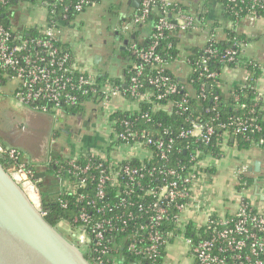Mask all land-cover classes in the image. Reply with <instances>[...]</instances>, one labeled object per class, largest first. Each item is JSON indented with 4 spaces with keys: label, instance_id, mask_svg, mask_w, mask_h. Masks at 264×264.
I'll return each instance as SVG.
<instances>
[{
    "label": "built area",
    "instance_id": "1",
    "mask_svg": "<svg viewBox=\"0 0 264 264\" xmlns=\"http://www.w3.org/2000/svg\"><path fill=\"white\" fill-rule=\"evenodd\" d=\"M14 1H18V6L13 4ZM229 1L242 10L244 4L248 13L264 9V0ZM90 3L91 0H75L73 4L72 0H43L42 7L33 8L43 11V20L31 25L43 28L40 37L22 36L21 31L30 29L22 24L14 28L0 22V83L3 78L8 79V84L12 83V96L33 111L45 114L54 111L53 116L61 113V109H71L85 101L96 100L106 104L114 96L129 97L138 103L149 102L150 94L142 92V77L146 66L152 63L157 66V74L148 83L159 91L154 95L155 99L162 100L176 92V84L164 73L165 60L155 51L156 40L166 31H203L205 23L202 25L200 17L181 10L174 0H141L124 29L145 23L152 6H157L159 11L153 25L155 32L151 35L154 41L147 48L130 45L137 64L127 85L122 88L111 83L99 84L95 77L79 72L72 65L69 52H62L56 45L58 30L54 28L56 23L52 19L60 17L65 21L71 12L80 13ZM18 8L25 10L26 6L20 0H0V16L10 15ZM57 8H61L60 14ZM251 18L259 19L264 26V16L251 15ZM9 21L13 22V19L10 17ZM237 22L230 23L228 29ZM214 39V33L206 37L207 46L203 50L206 57L202 59L200 70L210 80L215 79L216 73L208 70L206 61L217 57L218 61L229 62L237 53L230 48L221 54L211 49ZM234 45L243 49L244 43L234 42ZM203 90L202 85L199 90L201 97H204ZM185 102L183 98L176 106L186 111ZM117 110L112 109L108 114L109 132L105 136L107 144H121L114 151L116 157L89 149L80 151L87 154L81 161V154L63 150L61 154L68 159L62 161L53 158L49 150L41 162L44 167H53L56 204L62 210L67 209L72 201L83 203L72 217L71 224L66 223L65 232L76 247H82L83 250L79 249L84 255L85 249L97 253L91 259L85 256L86 259L91 264H171L167 245L172 240L181 239L192 256L191 264H264V214L254 212L249 202L241 201L233 215L216 217L208 211L202 220H195L194 215L201 210L197 187L204 174L200 152L190 155L191 164L187 173L182 175L184 166L171 164L174 141L169 137L170 131L165 128L154 137L148 130L137 129L140 122H152L148 112L138 109L136 115L130 114L128 118L110 119ZM230 120L235 135L246 137L249 131L262 130L252 120L241 117ZM214 134L212 125L191 121L177 137L207 144ZM263 142L261 138L258 144ZM53 143L51 140L50 146ZM0 158L16 183L29 182L25 192L28 194L30 190L29 193L36 198L35 205L46 216L38 190L41 180L35 177L40 172L32 169L33 161L20 148L2 143ZM131 160L138 162L131 165ZM190 223L193 226L188 234L187 225ZM74 228L78 233H74ZM118 236L122 237V243L111 245ZM117 248L125 253L119 257H107L109 251Z\"/></svg>",
    "mask_w": 264,
    "mask_h": 264
},
{
    "label": "trees",
    "instance_id": "2",
    "mask_svg": "<svg viewBox=\"0 0 264 264\" xmlns=\"http://www.w3.org/2000/svg\"><path fill=\"white\" fill-rule=\"evenodd\" d=\"M43 0H20L21 3H24L26 9H32L35 6L42 7ZM214 4H217L223 14V19L228 23L240 22L242 18L253 16H264V9H258L255 13H248L244 8L245 5L242 4V9H239V6H234L229 0H208ZM75 0H72V4ZM96 3V0H91V3L87 6H92ZM14 5L18 6V1L13 2ZM86 7V8H87ZM85 8V9H86ZM21 9L18 8L16 10H12L10 15L7 13L0 16V22H2L5 26L12 25L14 28L19 26L18 24V15L17 11ZM25 9V10H26ZM59 9L57 8L58 14H60ZM83 9V10H85ZM7 10V8H6ZM23 10V9H21ZM181 10L187 11L184 7L181 6ZM10 11V10H9ZM137 9L134 10L135 13ZM159 9L157 6H152L149 16L147 17L145 23L138 24L133 26L134 30H139L140 27L144 25H150V35L143 41L136 40L135 38L131 39V41L127 44L126 50L123 53L125 63L123 73L119 78H116V85L124 88L127 85V82L132 75L134 66L137 64V60L131 54L130 45L135 44L140 48H147L154 41L151 36L153 32H155L153 25L156 21V15ZM20 12V10H19ZM188 12V11H187ZM236 13V15H235ZM78 13L71 12L69 18L65 21H62L60 17H55L52 19L54 28L58 30L57 42L56 45L59 46L60 50L63 52L67 50L60 41V32L61 27L70 19L77 16ZM13 19V22L9 21V18ZM206 15H201L200 20L202 25L204 24V19ZM47 21V20H46ZM129 21V20H128ZM23 25V24H22ZM26 27H30L29 30L21 31L22 36L28 37H40L42 36L41 31L42 27L33 28L31 25H23ZM214 26H218L216 22H214ZM203 28H207L206 25ZM20 29V28H19ZM205 30V29H204ZM225 35L224 39H220L217 36V32L214 29L206 30V37L210 35V33H214L215 39L211 45V49H214L218 53H222L225 49L230 48L235 50L237 53L235 55V59L229 62L226 61H218V58H210L206 61L205 65L209 71H214L216 73V77L214 80H210L205 77V74H201L200 70L202 68V59L206 57L203 53L204 48L207 44H203L201 47L192 46L187 49V53L184 56H181L178 47V38L180 37V33L176 31H166L163 33V37L158 38L156 40V48L155 51L165 60L166 67L164 69V73L167 74L170 78V81L175 83L177 86V91L169 94L165 99L157 100L154 95L157 92V88L153 87V85L148 83L150 78H153L157 74V66L156 64H149L146 66L144 70V75L142 77L143 88L142 92H148L149 102H140L139 110L141 112H148L151 116L152 122L143 123L140 122L138 124L137 129L140 130H148L150 133L154 134V137L159 136L163 129H168L170 131L169 137L174 141V151L171 155V164L172 165H182L184 166V171L181 172L182 175L187 173L188 167L190 166L189 157L195 151L200 152L199 158L203 156V154L210 153L213 156H216L220 153L217 142L221 140V136L223 134L231 136L233 144L236 145L239 151L242 150H251L258 148L259 150L264 151V142L259 145V139L263 138L264 140V112H263V101L262 97L259 96L256 86V80L261 75V67L258 61L253 60L252 58H247L244 56L242 49L238 46L234 45V42H244V39L241 35H239L234 28L222 29ZM20 31V30H19ZM27 31L29 34H27ZM188 33L190 31H187ZM18 33V30L16 34ZM185 33V32H182ZM191 33V32H190ZM68 51V50H67ZM69 52V51H68ZM72 59V57H71ZM175 60H182L183 64H186L190 68V75L187 79L181 80L175 74L171 72V64L175 62ZM243 67L245 70L249 72L248 79L239 85L232 86L225 93L222 89L223 87V79L222 73L225 68H234V67ZM8 84V79L3 78L0 83V88L4 85ZM203 85L204 97L199 95V90ZM159 92V91H158ZM157 92V93H158ZM130 99L129 97H126ZM186 99L184 103L187 107L186 111H182L178 106H176L177 102H180L182 99ZM235 98H237L235 100ZM132 100V99H130ZM133 101V100H132ZM158 107V108H156ZM82 111L81 105L71 108V109H61L60 114H72L79 113ZM137 111H120L117 110L113 114L110 115V119L119 120L122 118H128L131 115H136ZM46 114H50L53 116L54 111H49ZM57 114V113H56ZM235 117H241L242 119H247L251 121L253 124H257L261 127V131H249L246 137H242L239 135H235L233 133V126L230 125V119ZM191 121H196L201 125H212L215 129V134L211 136L210 141L205 144L200 141H194L192 138H181L177 137L179 132L182 129H186ZM220 125H224V127H220ZM117 130L120 129L119 126H115ZM0 143L2 140L0 139ZM3 142L2 144H4ZM20 148V147H18ZM21 151L30 159V155L27 154L23 149L20 148ZM50 155L55 159H60L62 161L67 160L68 157H64L63 154L59 150L50 149ZM86 153L81 152V156H83L81 161H84V156ZM70 158V157H69ZM0 162L5 165L4 160L0 158ZM138 161L131 160V165H136ZM44 170L45 179L38 184V190L40 194L41 208L45 210L46 216L45 219L53 226H56L60 221H64L67 224H71L72 217L78 212V209L83 203H77L72 201L69 204V207L65 210H62L57 204L55 199V184L52 178L53 167L48 166L45 167ZM32 169L37 171L38 168L34 164ZM54 184V185H53ZM89 189H93L90 185ZM110 191V189H109ZM243 202H248L246 199L242 200ZM254 212L256 210L253 208ZM193 224L190 223L187 225L188 234L191 233L189 230ZM122 243V237L118 236L116 239L111 241V245H119ZM79 248L82 249L81 246ZM83 250V249H82ZM86 250V249H85ZM85 256L87 259H91L97 254L95 251L91 249L86 250ZM125 251L117 248L116 250H111L108 252L107 257L114 258L122 256Z\"/></svg>",
    "mask_w": 264,
    "mask_h": 264
},
{
    "label": "crops",
    "instance_id": "3",
    "mask_svg": "<svg viewBox=\"0 0 264 264\" xmlns=\"http://www.w3.org/2000/svg\"><path fill=\"white\" fill-rule=\"evenodd\" d=\"M98 1L99 0H96V3ZM174 1L184 7L188 12L197 14L199 17L202 14L206 15L204 23L207 28H204L205 30L179 34L180 37L178 38L179 42L177 48L179 49L181 56L186 55V51L189 47H201L205 43L207 29L208 31L214 29L218 33L217 36L220 39L225 38L222 29H228L230 23L223 19L222 10L217 4L209 2L208 0ZM115 2L117 3L116 13L118 20L112 25L110 24V26H112L111 29H106L108 31H113V33L106 32L114 41L113 45H107L104 48L89 45L88 50H83V53L85 54L84 57L79 55V59H81L79 61L77 60L78 58H76V54L74 56L72 53L74 45L73 40L77 37V33L74 31L72 25L73 22H76L74 19L76 16L63 24L60 32L61 44L69 51L74 68L79 72H84L95 77L96 81L102 85L105 83L116 84L114 83L117 80L116 78L120 77L125 68L124 65L127 64L124 62V65L113 76H110L108 74L110 72L108 68L99 67L98 62L102 60L103 55L109 54L108 57L110 58L112 51H115L116 48L119 51L118 54L122 55L131 39L135 38L136 40L143 41L150 35L151 29L150 25H144L142 28L140 27L139 30H134V27L124 29L128 23V18H130L135 9L128 5V0H116ZM89 8H91V6L87 7L86 10H83L80 13H86ZM81 21L84 22L82 19ZM214 22H216L218 26L212 27ZM88 26L92 28L91 36H95L97 34V28H94V24ZM144 28H147L148 30L144 31ZM233 28L244 39L242 49L244 56L258 61L261 67L262 72L256 80V86L258 93L262 97V110L264 112V26L257 18L253 19L251 17H245L242 18L237 25H234ZM126 33L129 35V42L128 39L124 38ZM125 39L127 41L126 44H124ZM78 53H80L79 49ZM99 55L100 57L98 58ZM93 57L96 58L97 64H91V59ZM183 65L182 60H175V62L171 64V72L181 80L187 79L191 73L190 68L188 67V70L186 71ZM221 76L223 79L222 89L226 93L232 86L244 83L248 79L249 72L245 70V68L239 66L225 68ZM81 107L82 111L79 113H59V115L56 116L48 115V117H46L47 119H44L45 117H43V115L30 112L29 110L31 109L23 110L22 116L25 117L27 129L21 128L24 130L22 135L24 143L22 147L32 155L33 159L31 156L30 159L33 161V164L37 166V172L43 173L44 170H46L41 162L46 158V155L51 148L55 149L61 144L55 140L57 133L54 129L55 127L52 125L54 124L52 120L60 122V130L67 141L70 139H76L77 142L86 140L87 143L91 138H94V136L100 138L104 137L103 139L105 141V136L109 132V112L112 109H118L120 111H137L139 103L126 97L114 96L106 104L102 101L93 100L83 102ZM69 119L74 122V127L67 124L70 123ZM42 128H45L44 131H46V133L41 135L42 137H39L40 139H43L40 142L39 140L37 141L40 145L29 144L27 141L36 137V133ZM2 137H4V135ZM51 140H53L54 143L50 146ZM97 142L98 144H101L99 143L101 141ZM231 142V136L223 134L221 140L217 142V147L220 153L216 156L206 153L200 158L204 174L201 183L197 187L198 198L201 202V210L194 215L196 217L195 220L197 221L202 220L205 212L208 211L212 212L216 217L233 215L243 199H246L256 212L264 214V151L259 150L258 148L239 151L236 145ZM64 147H59V151L62 152ZM89 149L95 151L101 150L102 148L94 149L90 147L88 149H83L82 146L80 151H87ZM68 152L72 153L74 151L68 149ZM116 156L117 154H114L112 157ZM256 161L260 162L257 171L255 170ZM44 179L45 174L40 180L43 181ZM256 192L260 193V196L257 195Z\"/></svg>",
    "mask_w": 264,
    "mask_h": 264
},
{
    "label": "rangeland",
    "instance_id": "4",
    "mask_svg": "<svg viewBox=\"0 0 264 264\" xmlns=\"http://www.w3.org/2000/svg\"><path fill=\"white\" fill-rule=\"evenodd\" d=\"M116 0H99L97 3L91 6L87 10L86 13H80L78 14L74 19L76 22L72 23L74 31L77 33V37L73 40V49L72 53L76 54L77 60L79 59V55L84 57L83 50L89 49V45L99 46V47H106L107 45H113L114 41L110 38V35L106 33L108 30L111 29L113 23H115L118 20L116 9H117V3ZM20 10V14L18 15V24L21 25H34L36 23H41L43 20V11L41 9H28V10ZM84 20L83 21H81ZM94 28H97V34L95 36H91V30L88 25H93ZM110 26V27H109ZM144 31H147V28L143 29ZM109 32V31H108ZM93 41V43H92ZM78 49L80 50V53H78ZM117 48L115 51H112V55L110 58L108 55H103L102 60L98 62L99 67L108 68L110 71L108 74L110 76H113L123 65H124V57L123 54H118ZM125 54V53H124ZM100 55L98 56V58ZM97 58V59H98ZM91 64H97V60L95 57L91 59ZM185 70H188V66L186 64L183 65ZM12 83H9L7 85H4L0 88V139L2 140V143L6 145H13L16 147H20L25 152H27L28 155L30 153L25 150L22 145L24 143L23 138V131L22 129H27V123L25 122V117H23V110L28 109L27 107L20 104L10 93ZM30 112L43 115L45 117L44 119H47L48 115L50 114H40L36 111L29 110ZM87 113V112H86ZM59 115V114H58ZM54 124H52L56 130L57 137H55V140H57L58 143H61L58 145L55 149L59 150V147H64V151L73 150L77 154H81L80 149H88L90 147L94 149L102 148L101 150L108 155L109 157H112L116 152H114L118 145H121L117 142H113L112 144H107L104 141V137H95L91 138L87 143L85 141H79L70 139L67 141V139L64 137L63 133L60 130V122L57 120H52ZM69 122L74 124L72 120L69 119ZM24 127V128H23ZM22 128V129H21ZM45 129V128H44ZM42 128L39 129V132L36 133V137H34L32 140H28L29 144H38L40 145V141L43 139H40L39 137L46 133ZM43 130V131H42ZM50 134V133H49ZM4 135V137H2ZM42 137V136H41ZM39 142L37 143V141ZM67 141V142H66ZM97 141H101L98 144ZM73 142V143H71ZM64 145V146H63ZM75 148V149H72ZM29 150V149H28ZM33 159L32 155H30ZM57 230L64 235L65 237H68L66 231L67 224L64 221H60L55 226ZM74 233H78V229L74 228ZM69 238V237H68ZM167 255L169 263L171 264H191L192 263V256L188 252L187 245L185 242L181 239H175L168 243L167 245Z\"/></svg>",
    "mask_w": 264,
    "mask_h": 264
},
{
    "label": "water",
    "instance_id": "5",
    "mask_svg": "<svg viewBox=\"0 0 264 264\" xmlns=\"http://www.w3.org/2000/svg\"><path fill=\"white\" fill-rule=\"evenodd\" d=\"M140 1L127 3L137 9ZM259 163L255 162L256 171ZM43 176L44 172L35 174L36 178ZM27 186L28 181L16 183L0 162V264H91L29 200Z\"/></svg>",
    "mask_w": 264,
    "mask_h": 264
},
{
    "label": "bare ground",
    "instance_id": "6",
    "mask_svg": "<svg viewBox=\"0 0 264 264\" xmlns=\"http://www.w3.org/2000/svg\"><path fill=\"white\" fill-rule=\"evenodd\" d=\"M29 191L30 190H28V194H26L27 195V197L29 198V200H31L34 204H37V201H36V198H35V196L32 194V193H29Z\"/></svg>",
    "mask_w": 264,
    "mask_h": 264
},
{
    "label": "flooded vegetation",
    "instance_id": "7",
    "mask_svg": "<svg viewBox=\"0 0 264 264\" xmlns=\"http://www.w3.org/2000/svg\"><path fill=\"white\" fill-rule=\"evenodd\" d=\"M86 9H87V8H86ZM86 9H85V10H86ZM128 19H130V18H128ZM128 22H129V21H128ZM127 31H128V30H127ZM109 32H110V33H113L112 30H110ZM128 37H129V35L126 33V36H125L124 38L128 39ZM124 38H122V39H124ZM126 39H125V40H126ZM129 40H130V38L128 39V42H129ZM67 124H70V126H73L72 123H67ZM73 127H74V126H73ZM73 127H72V128H73ZM40 183H41V182H40ZM53 185H54V184H53Z\"/></svg>",
    "mask_w": 264,
    "mask_h": 264
}]
</instances>
